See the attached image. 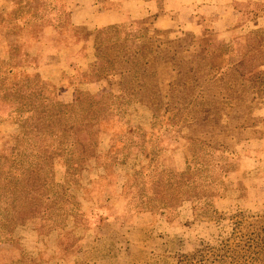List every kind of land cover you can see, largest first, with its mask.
<instances>
[{"label":"trees","instance_id":"obj_1","mask_svg":"<svg viewBox=\"0 0 264 264\" xmlns=\"http://www.w3.org/2000/svg\"><path fill=\"white\" fill-rule=\"evenodd\" d=\"M62 10L61 3L51 0H0V104L15 118L17 128L13 143L0 147V244L13 245L28 262L35 258L34 264H106V258L109 264L122 260L166 264L171 257L170 264H264V213L247 207L231 209V203L248 201L246 181L240 192L228 189L221 180L229 173L251 172L242 154L229 146L246 120L254 117L241 114L244 83L264 84V27L239 36L234 34L240 27H230L217 32L218 47H213L216 40L208 39L196 52L197 40L205 38L206 31L155 28L148 19L87 31L63 24ZM138 23L169 36L162 58L169 64L166 87L160 85L156 66L161 55L159 36L138 42L124 28ZM124 39L126 47L120 44ZM22 42L31 45L16 53ZM47 44L63 51L68 65L55 82L37 72L38 57L30 54V48ZM95 44H107L110 50L98 54ZM97 76L112 84L111 94L136 91L150 101L153 109L147 115V128L152 130L164 118L167 124L184 129L188 157L174 169L159 168L155 158L166 150L157 146L160 134L146 131L134 108L112 112L106 94L98 100L76 95L72 102H60L52 94V86L62 81L94 82ZM115 143H119V156L133 158L132 148L138 147L148 163L133 162L119 181L117 171L123 164L110 158ZM170 154L174 158L178 149L172 148ZM208 157L214 161L213 170ZM89 160L94 162V174L86 185L102 181L106 198L116 201L108 215H94L67 193L71 185H78ZM99 197L100 193L94 202ZM115 211L119 214L112 217ZM145 213L196 228L228 219L230 230L215 245L203 244L190 252L178 247L169 256L168 244L182 241L177 235L168 238L145 229L151 239L163 240L154 247L124 237L128 229L120 222L130 218L134 223ZM56 215H62L63 224ZM95 218L92 227L101 234L89 242L77 232L90 229L89 221ZM105 227L110 235H105ZM66 238L71 241L68 248Z\"/></svg>","mask_w":264,"mask_h":264},{"label":"rangeland","instance_id":"obj_2","mask_svg":"<svg viewBox=\"0 0 264 264\" xmlns=\"http://www.w3.org/2000/svg\"><path fill=\"white\" fill-rule=\"evenodd\" d=\"M234 8L239 12L238 15V24L235 26H239L235 31L234 35L239 36L242 33L247 32L248 30H253L256 28H250L247 24V21L250 22L254 17H261L264 19V0H245V1H236L234 2ZM259 16H255V15ZM61 15V13H60ZM59 15V19H60ZM150 21V19H148ZM212 18H208L207 21H204V27L198 29L197 31H206V37L203 39L197 40V45L194 47V50L198 52L200 50V47L202 45H206L208 39L216 40V42L213 44V47L216 45L218 47L221 44L220 38L217 36V31H215L212 27H210V22ZM142 24V23H141ZM140 23L129 25L130 27H124L128 34L135 35V38L138 42H143L148 38H156L159 36L160 41V47L161 52L159 53V62H157V69L159 70V82L160 85L166 87V82L168 80V69L169 64L162 62V58H165V55L167 54L165 50L166 48V41L168 39V35L166 33H160L156 29H151L148 26H141ZM261 27H264L261 26ZM181 30H184L180 28ZM80 34L84 35L83 30H76ZM191 31V30H186ZM193 32V31H191ZM196 32V31H194ZM78 33V34H79ZM204 33V32H203ZM5 39L6 41H9V32L6 30L4 31ZM121 37L124 36L122 33L120 35ZM172 39V38H171ZM18 40V39H17ZM186 40H190L189 37L186 38ZM127 40L124 39V41L121 40L122 47H126L127 43L125 44ZM20 42V41H19ZM11 43V42H10ZM12 44V43H11ZM19 48L16 51V53H20L24 51V46L30 47L31 43L28 45L24 44L22 42L21 44H18ZM49 47V46H47ZM51 50H48L45 53V56L41 58V68L40 70L43 73H47L50 71V64H56L58 65L62 63V59L64 58L61 54V50L57 48V46H54L50 48ZM53 49H57L54 51ZM95 51L99 53H104L109 51V45L107 44H95L94 45ZM14 53V52H13ZM146 56V54H145ZM39 62H37V67H39ZM263 68V67H262ZM261 68V69H262ZM60 71H65L67 69H59ZM66 75H64L65 78ZM105 79L104 77H99L95 79V81ZM69 82V81H68ZM71 82L73 84H71ZM69 85L74 86V90L72 92V97L69 102H72L76 95L81 96H87L92 99L98 100L100 96L103 94H106L109 96V100L107 101V104L109 106V109L112 112H115L118 109L127 110L129 108H134L138 110V121L143 124L142 126L145 127L146 131H152L154 134L159 133L160 138L157 139L156 143L157 146L160 149H166L164 152H159L157 157L155 158V162L157 163L158 167H169L174 169L175 165L180 164L182 158L188 157V151H187V142L183 139L182 133L185 132L184 129H181L180 127L176 125H169L167 124L168 121H165L164 118L162 120H157L156 124L154 125L153 129L147 128V115L152 111L153 106L150 103V101L140 96L136 91H132L130 93H120V94H111L108 87H112V84L109 82H106L107 85L104 87L96 90L95 92H88L85 90L82 86L83 82L77 83V81L74 80L69 82ZM48 84V83H47ZM81 84V85H80ZM246 87H243V89H246V97L243 98V101L240 104V108L242 107V115H252L254 116L253 119L246 120V123L242 128L239 129V132L237 133L235 140H233L230 144V148L235 149L238 153L242 154V158H244V161H246V166H249L251 169V172L249 173H239V176L235 173H229L225 175V177H222V182L228 189L231 190H239L242 192V189L244 188V185L242 183L243 179L246 181V199L248 201L242 205V203H231L230 208L235 209L238 207H244L248 208L251 212L256 214H263L264 213V84L262 86H259L256 84V82H248L244 83ZM50 85V84H48ZM67 85L65 81H62L58 85L52 86L51 91L54 95L55 99L63 102L60 100L59 92L62 88L61 86ZM243 95H245V92H243ZM246 106V108H245ZM160 110L157 111V116L160 118ZM0 117L4 120V123H1L0 125V147H4L6 145H10L13 143V139L17 134V128H16V120L12 115H7L5 107L0 104ZM157 118V119H159ZM204 127V131L208 130V122L204 121L202 124ZM7 126V127H4ZM203 138H206V136L202 135ZM101 144L102 153L105 152V144ZM119 143H115L113 148L110 151V158L115 161H121L122 166L117 171V177L118 180H122L124 175L128 172L129 167L131 164L135 161H141L143 160V164L146 165L148 162L146 159L141 158L140 149L138 147H133L132 151L135 153L133 158L131 157H125L120 155L118 151ZM178 149V154H175L174 158L171 157V150L172 148ZM209 163V169L213 170V160L211 157ZM117 159V160H116ZM140 159V160H139ZM172 159V161H171ZM168 164V165H167ZM183 165V164H182ZM94 162L93 160H89L84 165V170L80 175V181L78 185L72 187L71 185L67 191L72 197L77 198L81 201L82 207L87 209L91 208L95 213L100 215H108V208L112 207L116 201H109L106 198V195L104 194V190H101V186L103 184L102 181H97L96 183H90L89 185H86V182L88 178L94 174ZM56 169L59 170L58 166ZM56 178L58 179L59 176L56 175ZM241 184H240V182ZM87 187V192L89 191V197L85 196L87 193L84 191L81 187ZM101 190V192H100ZM103 192V193H102ZM99 197V201L94 202V198ZM91 197V198H90ZM85 199V200H84ZM96 200V199H95ZM90 201V202H89ZM105 206L106 209L103 207ZM119 212L115 211L112 214H110L112 217L115 215H118ZM180 215L184 217L186 215V212L180 211ZM58 216V217H57ZM61 217V218H60ZM97 217V218H99ZM56 218L60 220V224L64 223L62 221V215H56ZM95 218L93 221H89V227L90 229H84L80 228L78 230V234H83L87 241L92 242L94 240L95 236L100 235L101 231L96 229V227H92V223L96 222L98 220ZM134 223L131 222V219H125L124 221L120 222V225L122 228L127 227L128 234H125L124 237L128 239V241L132 243H138L137 245H140L141 243H144L146 246H156L159 244L160 240L158 238L152 237V239L149 237V234L147 233L145 229H152L153 231L157 233H165L168 238L171 235H177L182 240L181 242L173 241L171 244H168L170 246V252H168L169 256H173V251H176L178 247L181 248L183 252H190L195 248H198L199 246L203 244H210L215 245L224 235H226L230 230V221L228 219H224L222 221H219L217 223H210L204 228H196L195 225H187L183 226L181 222L177 221V219H173L171 221H166L164 215H141L137 219H133ZM147 225L146 228H137L138 225ZM105 235H110V230H108L107 227H105ZM144 229V230H143ZM104 233V231L102 232ZM70 237V232L67 234ZM71 241L69 238H66L64 244L66 248H68L69 243ZM180 244V245H179ZM179 245V246H178ZM141 246H144L141 244ZM69 249H67V252ZM30 257V256H29ZM32 257V256H31ZM33 258V257H32ZM28 258L21 257L18 251L14 248L13 245L9 243H1L0 244V264H14L15 262L18 264H34L35 258ZM172 257L168 260L166 259V264H170L172 262ZM110 259L106 258V264H109ZM114 264H125V262H116Z\"/></svg>","mask_w":264,"mask_h":264},{"label":"crops","instance_id":"obj_3","mask_svg":"<svg viewBox=\"0 0 264 264\" xmlns=\"http://www.w3.org/2000/svg\"><path fill=\"white\" fill-rule=\"evenodd\" d=\"M63 5L60 15V21L63 24L72 27L84 28L87 31H94L96 28L108 25L118 24L125 21H134L139 19H150L152 27L160 29H184L197 31L204 27V21L210 17V27L217 32L238 24L239 12L234 8V2L240 0H51ZM245 1V0H241ZM250 28L261 27L264 25V19L254 17L250 22L247 21ZM47 45L49 47H47ZM35 46L30 48V54L38 57V62L45 56L48 50L53 46ZM56 51L55 49H53ZM62 63L56 65L50 64V71L43 73L37 67V72L49 78L52 82L57 80L59 69H67L63 51ZM81 85V84H80ZM107 85L105 79L94 82H84L83 88L88 92L96 90ZM59 92L60 100L69 102L74 90L73 85L61 86ZM112 90L111 87H108ZM138 121V116H137ZM138 123L141 124L139 121ZM7 127V126H4ZM141 215H149L147 213ZM139 215L138 217H140ZM136 217V219L138 218Z\"/></svg>","mask_w":264,"mask_h":264}]
</instances>
